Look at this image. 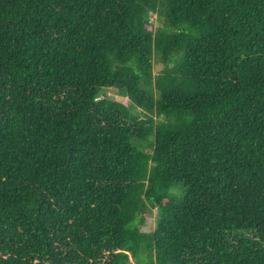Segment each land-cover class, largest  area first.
I'll use <instances>...</instances> for the list:
<instances>
[{"label":"trees","instance_id":"obj_1","mask_svg":"<svg viewBox=\"0 0 264 264\" xmlns=\"http://www.w3.org/2000/svg\"><path fill=\"white\" fill-rule=\"evenodd\" d=\"M0 264H264V0H0Z\"/></svg>","mask_w":264,"mask_h":264},{"label":"rangeland","instance_id":"obj_2","mask_svg":"<svg viewBox=\"0 0 264 264\" xmlns=\"http://www.w3.org/2000/svg\"><path fill=\"white\" fill-rule=\"evenodd\" d=\"M152 24L153 25H151L150 28H155V27H157L159 25L158 21L156 20V16H153ZM162 68H163L162 64L156 65L155 69H154L155 74L159 73L162 70ZM108 96L114 97L116 100L122 101L125 104H129L127 99H125L122 96H120L119 94H117L114 90H110L108 92ZM155 214H156V210H154L153 213L147 217L146 224H145V226L142 227V231L151 232L154 229V217H155Z\"/></svg>","mask_w":264,"mask_h":264}]
</instances>
